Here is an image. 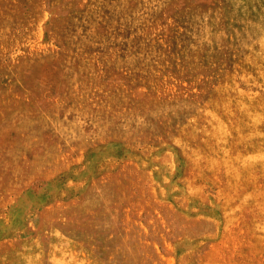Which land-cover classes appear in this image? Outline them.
<instances>
[{
    "label": "rangeland",
    "instance_id": "rangeland-1",
    "mask_svg": "<svg viewBox=\"0 0 264 264\" xmlns=\"http://www.w3.org/2000/svg\"><path fill=\"white\" fill-rule=\"evenodd\" d=\"M0 264H264V0H0Z\"/></svg>",
    "mask_w": 264,
    "mask_h": 264
}]
</instances>
